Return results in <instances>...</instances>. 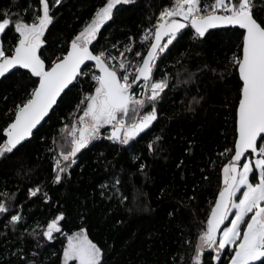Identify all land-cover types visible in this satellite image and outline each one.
Here are the masks:
<instances>
[{
    "label": "trees",
    "instance_id": "1",
    "mask_svg": "<svg viewBox=\"0 0 264 264\" xmlns=\"http://www.w3.org/2000/svg\"><path fill=\"white\" fill-rule=\"evenodd\" d=\"M172 2L136 0L118 6L113 20L94 42L96 50L108 49L117 55L112 45L123 48L131 38L145 53L137 38ZM30 3L38 7L37 0H0V14L10 10L24 15L28 9L24 15L28 20ZM103 3L105 0H63L55 7L54 24L46 33L45 57L59 55ZM255 14L264 19V7H258ZM193 34L190 28L184 30L158 61L156 79L165 73L171 76L157 105L158 120L128 145L114 144L104 137L94 141L77 154L76 164L60 184L52 182L57 152L50 149L57 147L54 138L57 144L63 142L60 129L82 114L73 115L90 90V83L83 82L88 78H82L33 137L0 159V192L14 194L10 211L24 217L13 230L10 215H0V264H21L19 254H13L19 249L29 258L33 250L39 251L44 264H60L64 235L55 234L51 243L41 238L42 249H36V240L28 235L37 223L46 225L60 212L65 215L63 232L86 228L89 238L104 250L105 264H180L181 257L183 264H192L198 233L222 186V167L230 159V154L220 153L234 148L240 87L237 72L229 65L237 51L238 30L211 31L203 41H194ZM10 38L11 33L5 36V43ZM188 73H196L194 83L183 82ZM30 87L31 81L23 72L0 80V141L8 120L4 113L23 99ZM193 96L200 99L199 104H191ZM190 104L193 111L188 110ZM157 136L162 139L157 150L150 152L147 145ZM116 179L119 185H115ZM37 186L51 197L48 203L42 194L29 196V189ZM121 197L127 199L121 202ZM223 259L227 264V257ZM204 264H215L208 253Z\"/></svg>",
    "mask_w": 264,
    "mask_h": 264
},
{
    "label": "snow or ice",
    "instance_id": "2",
    "mask_svg": "<svg viewBox=\"0 0 264 264\" xmlns=\"http://www.w3.org/2000/svg\"><path fill=\"white\" fill-rule=\"evenodd\" d=\"M135 2L105 0L54 58L44 55L46 33L55 21L53 9L61 6L63 0H37L38 7L30 3L32 11L28 20L24 18L28 9L24 15L10 10L0 14V80L23 72L31 81L24 98L4 113L8 120L2 129L0 159L33 137L34 130L39 131L38 126L47 122L46 118H50L63 97L80 85L82 78H88L83 82L90 83V90L73 112L74 116L82 114L60 129L63 142L57 144L54 138L53 144L57 147L50 149L57 152L52 182L60 184L76 164L77 154L92 141L102 138V129H111L104 137L107 140L128 145L158 120L157 105L171 80L168 73L156 79L158 61L170 51L183 30L193 29L194 41H203L211 29L238 30L237 51L229 60L241 82L235 109L234 148L220 153L230 154V159L222 167V186L206 224L198 233L191 259L192 264H204L208 253L215 264H224V257L227 264H264V19L255 14L258 7H264V0L259 3L257 0H213L210 4L202 0H173L160 11L156 23L145 29L141 45L146 48V54L134 51V42L124 44L122 50L112 45L118 55H112L108 49L97 51L94 42H98L102 28L113 20L118 6ZM9 33L11 38L5 43ZM127 53H133L132 60ZM195 77L196 73H188L183 82L194 83ZM199 103L200 99L193 96L191 104ZM191 104L189 111L194 110ZM161 139L157 136L147 145L148 150L156 151ZM119 184L116 179L115 185ZM38 194L43 195L45 203L51 200L41 187L29 189L30 197ZM0 197H3L0 215H10L9 223L15 230L24 217L10 211L9 202L14 200V194L3 191ZM126 199L121 197V202ZM64 220L65 215L60 212L46 225L37 223L28 232L36 240V249L44 247L41 238L51 243L56 239L55 234H62L66 243L60 264H105L104 250L89 238L88 230L82 227L71 234L65 233L61 226ZM185 243L192 247L190 240ZM23 252L19 249L13 253L19 254L21 264H44L39 251L33 250L31 258Z\"/></svg>",
    "mask_w": 264,
    "mask_h": 264
},
{
    "label": "built area",
    "instance_id": "3",
    "mask_svg": "<svg viewBox=\"0 0 264 264\" xmlns=\"http://www.w3.org/2000/svg\"><path fill=\"white\" fill-rule=\"evenodd\" d=\"M211 2H213V0H211ZM211 2L206 3V4H210ZM155 23H156V22H155ZM155 23H154V24H155ZM151 26H152V25L146 27L145 29H147V28H149V27H151ZM145 29L143 30L142 34H141V35L137 38V40H136L137 44H138L140 47H142V48H145L144 46L141 45V37L143 36V34H144V32H145ZM132 42H133V40L130 39V43H132ZM145 49H146V48H145ZM110 131H111V129H110L109 127H106L105 129H102V138H103V137H106V134H109ZM102 138H100V139H102ZM100 139H97V140H100ZM97 140H94V141H97ZM94 141H92V142H94ZM92 142H91V143H92ZM118 145H120V144H118Z\"/></svg>",
    "mask_w": 264,
    "mask_h": 264
},
{
    "label": "rangeland",
    "instance_id": "4",
    "mask_svg": "<svg viewBox=\"0 0 264 264\" xmlns=\"http://www.w3.org/2000/svg\"><path fill=\"white\" fill-rule=\"evenodd\" d=\"M202 2L204 3V4H206V3H209V2H211V0H202ZM134 42V41H133ZM130 43V42H129ZM120 50H122L123 48H121V47H118ZM135 50H139L138 48H136L135 47V42H134V51ZM140 51V50H139ZM119 53H117V55H118ZM112 55H114V54H112ZM127 55V57H128V59H130V60H132L133 59V53H127L126 54ZM108 134H106V136H107ZM57 151H58V149H57ZM239 195V194H238ZM231 218V217H230ZM214 255V254H213Z\"/></svg>",
    "mask_w": 264,
    "mask_h": 264
},
{
    "label": "water",
    "instance_id": "5",
    "mask_svg": "<svg viewBox=\"0 0 264 264\" xmlns=\"http://www.w3.org/2000/svg\"><path fill=\"white\" fill-rule=\"evenodd\" d=\"M191 29V28H190ZM186 30V29H185ZM191 30H193V29H191ZM216 30H222V29H211V30H209V32H211V31H216ZM184 31V30H183ZM193 32H194V30H193ZM145 54H146V52H145ZM237 75H238V73H237ZM241 83V82H240ZM47 119V118H46ZM44 122H42V124H43ZM38 127H40V126H38ZM34 132H35V130H34ZM27 142V141H26ZM25 143V142H24ZM19 147V146H18Z\"/></svg>",
    "mask_w": 264,
    "mask_h": 264
}]
</instances>
